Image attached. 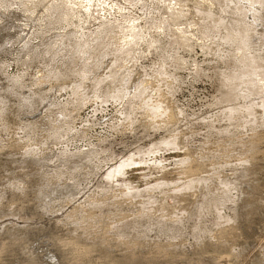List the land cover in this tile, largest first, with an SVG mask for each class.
Wrapping results in <instances>:
<instances>
[{
  "label": "rangeland",
  "instance_id": "374dc122",
  "mask_svg": "<svg viewBox=\"0 0 264 264\" xmlns=\"http://www.w3.org/2000/svg\"><path fill=\"white\" fill-rule=\"evenodd\" d=\"M251 9L0 0V264H264Z\"/></svg>",
  "mask_w": 264,
  "mask_h": 264
},
{
  "label": "bare ground",
  "instance_id": "6f19581e",
  "mask_svg": "<svg viewBox=\"0 0 264 264\" xmlns=\"http://www.w3.org/2000/svg\"><path fill=\"white\" fill-rule=\"evenodd\" d=\"M247 2L250 4V6L251 7H253L254 9H251L250 10V13L253 11L254 13H253V17L251 18V19H253V21L255 22H257V19H258V17L257 16H255V14L259 11V8H261V6H263L264 5V0H247ZM247 4V3H246ZM249 6V5H248ZM256 6V7H255ZM247 11V10H246ZM256 11V12H255ZM259 13V12H258ZM260 14V13H259ZM248 15H249V13H248ZM259 20V19H258ZM252 21V20H251ZM255 24V23H254ZM256 25V24H255ZM242 35H243V39L244 38H246V35L245 34H243L242 33ZM254 60V59H253ZM249 66V65H248ZM260 69H259V66H256V64H254V66H253V68L251 69V71H249L248 72V69H247V73H246V76L248 77V79H249V82L250 83H252V85H254V84H257V81L259 80L258 78H260L261 77V72L259 71ZM257 71H259L260 72V74H259V72H257ZM245 73V72H244ZM244 73H243V75H244ZM263 74V73H262ZM243 75H241V77L243 76ZM264 75V74H263ZM262 75V76H263ZM245 77V76H244ZM247 77H246V80H247ZM243 78V77H242ZM262 78V77H261ZM241 79V78H240ZM244 80H245V78H244ZM261 80V79H260ZM247 82H248V80H247ZM260 82V81H259ZM258 82V83H259ZM264 83V82H263ZM260 85V84H259ZM259 85H258V87H259ZM263 86V85H262ZM264 106V105H263ZM245 107V106H244Z\"/></svg>",
  "mask_w": 264,
  "mask_h": 264
}]
</instances>
